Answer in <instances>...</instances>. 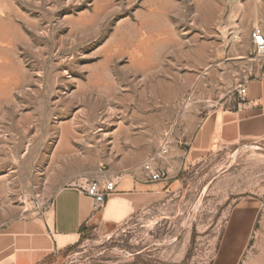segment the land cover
Segmentation results:
<instances>
[{"label": "rangeland", "instance_id": "374dc122", "mask_svg": "<svg viewBox=\"0 0 264 264\" xmlns=\"http://www.w3.org/2000/svg\"><path fill=\"white\" fill-rule=\"evenodd\" d=\"M253 28L264 0H0V232L62 188L147 173L238 104L264 73ZM180 179L41 264H264V145L214 149Z\"/></svg>", "mask_w": 264, "mask_h": 264}, {"label": "crops", "instance_id": "0c3cea01", "mask_svg": "<svg viewBox=\"0 0 264 264\" xmlns=\"http://www.w3.org/2000/svg\"><path fill=\"white\" fill-rule=\"evenodd\" d=\"M245 86L244 105L229 97L220 110L202 118L185 139L170 143V150L157 164L150 165L152 172L162 175L161 180L150 182L145 172L114 179L115 192L100 207L79 188H62L46 213L9 224L0 232V264H41L55 252L78 243L89 229L101 234L116 232L178 191L181 173L214 149L264 145V73ZM239 213L238 230L245 215L242 210ZM215 264L231 262L221 260Z\"/></svg>", "mask_w": 264, "mask_h": 264}, {"label": "built area", "instance_id": "2783aa9c", "mask_svg": "<svg viewBox=\"0 0 264 264\" xmlns=\"http://www.w3.org/2000/svg\"><path fill=\"white\" fill-rule=\"evenodd\" d=\"M251 40L254 47L255 53L259 58L264 60V35L259 28H253L251 31ZM238 99L240 100L239 105H244L246 97V86L240 84L235 90ZM144 170L149 174L150 182L159 181L162 179V175L157 172H152L150 165H145ZM81 192L86 196L93 199L96 206H102L106 199L115 192L116 182L115 180H108L104 182H86L85 185L78 187Z\"/></svg>", "mask_w": 264, "mask_h": 264}]
</instances>
